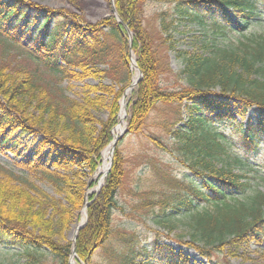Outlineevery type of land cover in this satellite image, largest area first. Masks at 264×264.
<instances>
[{"label":"trees","instance_id":"1","mask_svg":"<svg viewBox=\"0 0 264 264\" xmlns=\"http://www.w3.org/2000/svg\"><path fill=\"white\" fill-rule=\"evenodd\" d=\"M145 1L114 0L121 19L134 33L132 47L142 71L128 103L127 131H141L160 102L188 106L186 117L180 119L182 125L170 133L189 157V167L203 186L175 179V189L159 203L171 205L179 213L192 211L193 245L213 261L211 251L227 239L264 234V191L256 190L246 198L233 195L248 187L243 175L232 168L241 160H231L225 134L211 125L247 118L246 123H237L239 140L245 154H258L264 143V34L250 36L231 47L212 43L205 44L203 52L185 53L180 74L187 83L177 90L163 89L162 77L171 69L168 62L162 61L154 37L144 27ZM180 2L181 13L197 21H203L205 13L212 15L217 18L214 25H223L224 29L244 30L252 19L264 14V0ZM230 10L242 14L241 23L231 20ZM27 32L29 37L24 39ZM125 34L126 29L114 15L88 24L62 9L54 10L32 0H0V49L8 52L11 46L28 47L30 58L42 69L0 61V151L9 148L10 142L14 150L17 142L12 138L16 133L40 134L32 150L36 158H27L23 165L64 190L73 206L68 208L0 164V245L23 248L34 259V252L46 248L53 256L48 264H70L73 243H61L58 237H64L74 209L83 205V177L97 171L103 150L113 139L119 102L131 75ZM90 76L112 77L124 86L118 90L104 84L87 86L82 102L69 97L59 86L62 79L83 80ZM92 93L97 96L93 98ZM103 103L109 108L107 120L94 117L90 108ZM74 175L82 182L80 188L75 189L78 182L71 180ZM124 176L125 157L117 146L103 187L90 197L88 220L76 240L78 262L92 264L90 256L110 240ZM199 203H210L211 208L200 211ZM129 240L127 244H132ZM170 254L167 264H189L182 251L170 249ZM121 256V264H142L133 252Z\"/></svg>","mask_w":264,"mask_h":264},{"label":"rangeland","instance_id":"2","mask_svg":"<svg viewBox=\"0 0 264 264\" xmlns=\"http://www.w3.org/2000/svg\"><path fill=\"white\" fill-rule=\"evenodd\" d=\"M32 1L54 10L62 9L79 17L81 22L88 24H97L103 18L112 15L116 17L119 23L123 22L117 12L114 0ZM259 1L261 2V0ZM180 3V0H146L144 3V27L154 37L162 61L168 62L171 69L162 77L163 89L177 90L187 83L185 76L180 74L185 66L183 58L185 53L203 52V46L212 43L221 47H231L239 44L241 40H247L250 36L264 34V14L252 19L244 30L224 29L223 25L220 27L214 25L217 18L212 15L205 13V17H202L203 21H197L189 15L181 13L178 8ZM114 7L116 11L113 10ZM261 12L263 11L261 10ZM118 16L122 21H119ZM230 18L236 23H241L242 14L230 10ZM218 23H220L219 20ZM124 28L126 29L125 26ZM129 30L131 31L130 28ZM28 37L29 33L27 32L24 39ZM125 38L130 46V39L133 41L134 33L131 31L128 34L126 29ZM26 48L28 47L11 46L8 52H2L0 49V61L20 63L36 71H42L30 58ZM127 53H129L131 75L119 102L120 111L117 122L112 129L113 139L103 150L97 171L93 175L83 177L82 182L85 181L86 183L83 205L81 208L74 209L73 220L69 228L65 230L64 237H58L61 243L70 241L73 243L69 263L74 259L78 264H87L84 261L78 262L76 260V240L79 231L88 220L87 210L90 197L93 193L100 191L111 169L114 152L112 158L108 155V164L111 162L110 167L108 165L109 169L106 172L101 169L104 164L105 153L109 152L115 139L128 129L130 117L128 103L137 84L131 88L129 94H127L126 89L134 82L135 75L141 70L135 67L137 52L127 48ZM133 54H135L136 61L133 60ZM59 83L60 87L66 89L69 97L80 102L83 101L85 93H87V86L104 84L115 86V89L118 90L123 85L108 76H90L83 80L67 78L62 79ZM91 96L94 98L97 95L92 93ZM125 98L128 100L127 113L125 119L121 120ZM90 108L94 117L100 120L109 118V108L106 104L102 106L95 104ZM187 111L188 106L185 103L163 104L160 102L150 112L141 131L137 133L125 131L124 136L118 140L114 151L118 146L125 157L124 182L118 194L119 206L114 211L113 234L105 245L96 249L90 256L89 259L92 264H121V255L126 252H133L136 261L142 264H167L170 262V249L177 252L182 251L187 256L189 264H212L211 262L218 264H264V234L260 237L246 236L247 238L244 237L235 241L227 239L219 244L218 248L211 251L210 256L213 261H210V258L203 257L193 245L190 235L192 232V211L179 213L171 205L163 206L159 203L175 189V179L196 182L199 186H203L197 175L189 167V157L185 155V151L181 149L180 144L170 133V130L182 125L180 119L186 117ZM251 116V114L248 115V117ZM240 122L246 123L247 118L238 117L237 123ZM237 123L224 122L212 123L211 125L225 134L226 145L232 156L231 160L233 161V157H239L241 160L234 163L232 168L234 172L243 175V180L248 184V187L244 188L243 191H234L233 195L246 198L256 190L264 191V143L261 144L257 155L251 157L245 154L239 140ZM118 126H121L122 129L116 134L115 131ZM12 139L17 142L14 146L16 151L11 150V142L8 143L9 148L0 151V164L26 177L68 208H73L64 190H59L51 181L23 165V161L27 158H36L32 150L41 139V135L37 132L25 135L16 133ZM119 141H121L120 144H118ZM221 162L225 164L224 161L220 160ZM71 180L75 183L78 182L75 189L81 187L82 182L76 175L71 176ZM205 208H211L210 203H199L197 209L204 211ZM83 217L85 218L84 223L77 228L76 226ZM76 231L78 234L75 238ZM129 239L133 242L132 244H127ZM27 252L20 247L1 244L0 264H41V262L48 264L52 262L53 256L46 248L37 250V252L33 251L37 259L31 258Z\"/></svg>","mask_w":264,"mask_h":264},{"label":"bare ground","instance_id":"3","mask_svg":"<svg viewBox=\"0 0 264 264\" xmlns=\"http://www.w3.org/2000/svg\"><path fill=\"white\" fill-rule=\"evenodd\" d=\"M133 60L136 61L135 54H133ZM138 78H139V73H137L135 75V77H134V83H136V81H137ZM127 92H128L127 94H129L131 92V89L128 90ZM127 101H128L127 98H125L124 101H123V107H122V112H121V120H124L125 119L124 117L126 116V113H127V109H126ZM121 129H122V127L121 126H118L117 130L115 131V133L118 134ZM108 155H109V152L107 151L105 153L104 164H103V166L101 168L103 172H106V170H108ZM84 215H85V210H84ZM84 217L78 223V225L76 226L77 228L84 223V219H85ZM72 261H73V264H78L74 259Z\"/></svg>","mask_w":264,"mask_h":264},{"label":"water","instance_id":"4","mask_svg":"<svg viewBox=\"0 0 264 264\" xmlns=\"http://www.w3.org/2000/svg\"><path fill=\"white\" fill-rule=\"evenodd\" d=\"M113 10L116 11V10H115V7L113 8ZM118 19H119V21H122V20L119 18V16H118ZM122 23H123V22H122ZM123 24H124V26L126 27V29H127V31H128V34H130L131 31L129 30L128 25L125 24V23H123ZM132 44H133V41L130 39V46H129V49H131V50H132ZM135 67H136V68H139L138 65H137V63H135ZM139 73H140V75H139V78L137 79L136 83L133 82V83H132V84L126 89V92H127L129 89H131L135 84H137V83L141 80V78H142V72L140 71ZM123 101H124V100H123ZM125 131H127V130H125ZM125 131H124L120 136H118V137L115 139V141H114L113 144H112V147H110V149H109V157H110V158H112V155H113V152H114V148H115V146L117 145L118 140L124 136ZM108 165H109V167H110L111 162H110ZM109 167H108V169H109ZM77 234H78V233H77V231H76V232H75V238L77 237ZM70 262H71L70 264H73L72 261H70Z\"/></svg>","mask_w":264,"mask_h":264}]
</instances>
